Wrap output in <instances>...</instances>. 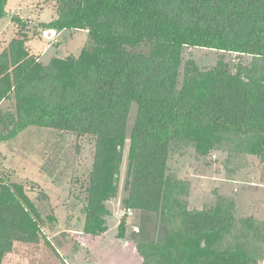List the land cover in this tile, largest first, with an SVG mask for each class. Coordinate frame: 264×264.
I'll return each instance as SVG.
<instances>
[{"label":"trees","instance_id":"16d2710c","mask_svg":"<svg viewBox=\"0 0 264 264\" xmlns=\"http://www.w3.org/2000/svg\"><path fill=\"white\" fill-rule=\"evenodd\" d=\"M7 3L0 0V18ZM42 26L89 30L93 46L77 59L55 58L44 68L23 41L10 45L0 56V103L13 92L17 114L0 142L30 126L96 136L85 237L104 231L111 214L105 202L118 195L130 139L123 203L140 212L128 239L140 264H260L264 227L221 207L188 210L189 182L168 173L173 153L183 146L211 148L226 140L264 154V0H61L59 16ZM184 46L250 54L252 61L236 70L220 61L210 71L190 62L180 82ZM5 189L0 264L15 242H39L43 232L32 203L18 202Z\"/></svg>","mask_w":264,"mask_h":264},{"label":"rangeland","instance_id":"374dc122","mask_svg":"<svg viewBox=\"0 0 264 264\" xmlns=\"http://www.w3.org/2000/svg\"><path fill=\"white\" fill-rule=\"evenodd\" d=\"M60 1L8 0L7 14L0 18V56L14 41L21 40L28 56L48 68L55 58L77 59L85 48H91L89 30L58 31L42 26L59 16ZM14 16L26 20L27 27L15 23ZM143 49L148 51L146 46ZM181 58L180 82L190 62L210 71L220 61L234 70L252 61L250 54L200 46H184ZM16 114L17 100L12 92L0 103V120L6 118L4 123L0 121V133L12 128ZM136 114L134 104L128 120L129 131ZM130 142L128 139L124 150L118 195L105 202L111 214L105 218L104 231L92 240L83 234V225L87 189L95 163L96 136L30 126L16 137L1 141L0 193L6 187L18 202L32 203L43 228L39 242H15L3 264H59L57 254L68 264L78 260L84 264H140L133 252L135 242L128 240L135 226L140 225V212L123 203L127 194ZM168 174L189 182L185 197L188 210L221 207L236 218L251 219L264 227V154L249 153L226 140L211 148L183 146L173 153ZM129 208L132 214L128 213ZM123 227H126L124 235Z\"/></svg>","mask_w":264,"mask_h":264},{"label":"crops","instance_id":"0c3cea01","mask_svg":"<svg viewBox=\"0 0 264 264\" xmlns=\"http://www.w3.org/2000/svg\"><path fill=\"white\" fill-rule=\"evenodd\" d=\"M74 264H84V262L83 261L81 262V261L78 260V261H75Z\"/></svg>","mask_w":264,"mask_h":264},{"label":"built area","instance_id":"2783aa9c","mask_svg":"<svg viewBox=\"0 0 264 264\" xmlns=\"http://www.w3.org/2000/svg\"><path fill=\"white\" fill-rule=\"evenodd\" d=\"M128 213H129V214H132V213H133V211H132L131 208L128 209Z\"/></svg>","mask_w":264,"mask_h":264}]
</instances>
